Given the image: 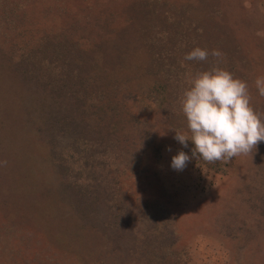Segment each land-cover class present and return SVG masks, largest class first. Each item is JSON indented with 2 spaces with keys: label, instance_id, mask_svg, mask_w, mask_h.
Returning <instances> with one entry per match:
<instances>
[{
  "label": "rangeland",
  "instance_id": "rangeland-1",
  "mask_svg": "<svg viewBox=\"0 0 264 264\" xmlns=\"http://www.w3.org/2000/svg\"><path fill=\"white\" fill-rule=\"evenodd\" d=\"M213 67L264 121V0H0V264H264V141L174 139Z\"/></svg>",
  "mask_w": 264,
  "mask_h": 264
},
{
  "label": "clouds",
  "instance_id": "clouds-1",
  "mask_svg": "<svg viewBox=\"0 0 264 264\" xmlns=\"http://www.w3.org/2000/svg\"><path fill=\"white\" fill-rule=\"evenodd\" d=\"M211 54L222 55L219 50ZM208 55L207 49L195 47L184 59L205 61ZM255 85L259 95L264 96V76L257 77ZM180 103L190 136L175 131L174 139L184 147L192 141L193 155L207 162L231 160L251 153L264 141V121L251 105L247 83L223 68L196 73L189 80ZM189 160L188 154L179 151L172 157L171 167L181 171Z\"/></svg>",
  "mask_w": 264,
  "mask_h": 264
}]
</instances>
